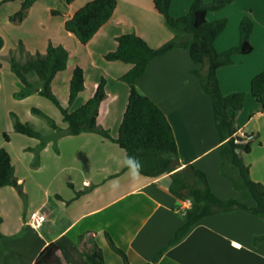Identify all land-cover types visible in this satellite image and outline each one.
Returning a JSON list of instances; mask_svg holds the SVG:
<instances>
[{
	"label": "crops",
	"instance_id": "0c3cea01",
	"mask_svg": "<svg viewBox=\"0 0 264 264\" xmlns=\"http://www.w3.org/2000/svg\"><path fill=\"white\" fill-rule=\"evenodd\" d=\"M40 1L29 8L27 15ZM192 1L177 0L175 4L171 0L170 14H187ZM236 1L221 10L207 12L206 19H229L214 42L216 51L223 52L238 45L239 23L248 12L252 16V51L234 55L231 65L217 70V77L222 95H245L234 126L236 135L244 134L242 141L250 145L249 152L241 158L249 167L251 180L264 185V111L250 91L253 77L264 71V18L253 15L259 11V0H239L238 4ZM234 5L239 6L234 10ZM67 7L60 23L63 30H59L58 41L53 44L67 48L62 41L65 39L74 47H81L64 30V22L77 10H72L73 4ZM256 24L260 25L259 30ZM126 33H135L151 48L160 47L174 36L153 10L151 0H117L109 22L82 46L85 55L99 63L97 66L90 61L88 71L79 65L84 71L85 85L91 69L88 98L101 78L106 81L98 126L113 139L128 97V88L119 78L131 66L107 62L103 55L113 51L115 39ZM196 68L188 50L173 49L152 60L135 81V87L166 116L177 145L179 169L192 165L206 176L217 198L234 199L254 207V200H243L230 179L223 176L221 143L211 99L192 73ZM205 69L201 71L204 73ZM66 127L64 123L60 129ZM15 134L23 144L8 152L16 185L0 188V264H34L50 243L58 246L68 264H95L86 256L94 244L104 264H123L106 235L125 253L130 264H264V219L259 216L243 210L207 216L183 239L169 246L185 222L184 203L169 192V175L155 180L139 174L133 178L124 164L125 151L96 133L57 137L49 126L40 133L45 138L42 147L38 139ZM34 214L44 216L37 228L28 225Z\"/></svg>",
	"mask_w": 264,
	"mask_h": 264
},
{
	"label": "trees",
	"instance_id": "16d2710c",
	"mask_svg": "<svg viewBox=\"0 0 264 264\" xmlns=\"http://www.w3.org/2000/svg\"><path fill=\"white\" fill-rule=\"evenodd\" d=\"M15 0H0V5ZM21 8L10 21L21 22L29 8L39 0H20ZM76 0H65L69 6ZM152 7L161 19L165 28L173 32L172 39L158 48H151L135 33H126L118 36L116 48L103 55L107 62H120L130 65L131 68L119 78L128 88V97L124 112L118 127L116 138H111L108 131L98 126L100 106L105 98L106 81L101 78L93 88L88 100L74 111L70 106L79 94L86 91L84 71L75 66L68 84V95L65 102L59 101L53 94L51 87L56 75L67 68L72 54L62 45H55L50 40L47 43L46 53L39 57H29L22 64L11 61L12 71L23 90L17 94L20 97L28 95L32 89L27 75L34 73L41 82L38 94L50 100L62 116V122L67 125L65 130L60 129L53 121L49 126L56 132V136L78 135L83 132L96 133L115 142L126 153V156H135L140 162L139 175L155 180L169 175L171 182L169 192L177 200L190 201V208L183 213L185 222L177 230L169 246L177 243L201 219L224 212L243 210L264 219V185L251 180L249 167L244 164L241 155L250 150L249 142L235 143L236 129L235 115L242 110L245 95L233 93L222 95L217 77L220 67L233 63L234 55H247L252 51L250 36L253 25L248 17L242 18L239 23L238 45L223 52H217L214 47L216 38L227 26V19L208 21L206 14L209 11H218L229 5L233 0H212L205 4L204 0H193L187 14L173 17L170 14L171 0H151ZM117 5V0H87L64 22V30L71 33L81 45L89 43L96 33L111 19ZM50 15H58L51 10ZM3 40L0 37V49ZM177 48L186 49L194 64L200 66L192 73L198 78L203 91L210 97L215 127L221 143L219 152L222 168L228 165L233 169L234 176L229 177L234 188L243 200L253 199L254 207H249L234 199L220 200L210 190L206 176L186 165L179 169L181 164L177 152V145L171 126L161 109L148 97L139 93L135 81L141 77L149 63L169 51ZM205 67V72L201 68ZM251 95L261 111H264V71L257 74L250 83ZM39 113L38 110H34ZM13 129L16 133L35 138L42 147L45 138L27 123L14 121ZM5 142L9 141L7 133H2ZM224 176L227 174L222 170ZM14 169L11 156L6 149L0 148V188L12 186ZM107 240L112 250L118 254L123 264H130L125 253L117 248L109 235ZM163 251L157 254L156 261ZM95 264H104L100 250L93 245L86 254ZM34 264H68L65 262L58 246L50 243L38 254ZM152 264V263H150Z\"/></svg>",
	"mask_w": 264,
	"mask_h": 264
},
{
	"label": "rangeland",
	"instance_id": "374dc122",
	"mask_svg": "<svg viewBox=\"0 0 264 264\" xmlns=\"http://www.w3.org/2000/svg\"><path fill=\"white\" fill-rule=\"evenodd\" d=\"M16 1L20 2V0H15V2L11 1L8 4L3 3L0 5V37L3 40V47L0 49V148L6 149L8 152L23 144L20 139L15 137L16 134L13 129L15 119L21 123H27L40 133H44L45 129L49 127L50 121H53L59 128L64 126L61 114L53 103L38 94L37 88H41V82L34 73L27 75V79L32 85L30 93L24 97L17 95L23 88L12 71L11 61L14 60L22 64L29 57L44 55L48 39L52 43L58 41V32L62 29L60 25L62 14L68 11V7L65 5V0H42L29 15H25L21 22L8 21L7 19L13 17L21 8V2L19 6ZM176 1L174 0L175 4ZM211 1L204 0V3L210 4ZM85 2L86 0H76L73 3L72 10L79 9ZM238 3L239 0L236 1V4ZM238 6L234 5L233 9L235 10ZM259 7V11L254 12L253 15L264 18V0H259ZM50 10L58 12V15H50ZM248 13L244 17H248L253 25L252 16H250V12ZM223 19L229 20L227 17ZM259 26V24H256L258 30L260 29ZM73 40L77 42L76 39ZM62 41L67 46L66 49L71 52L72 57L68 61L66 70L56 75L57 77L55 83H52L51 90L59 101L65 102L72 69L75 66L84 65L88 71L89 67L87 66L90 61L96 62L97 66L99 63L96 59L88 58L85 55L86 50L83 49V45L74 47L65 39ZM197 68L200 69V66L197 65ZM90 72L91 69L86 83L87 90L81 93L79 100H75L76 103L74 102L70 106V111L76 110L87 101L90 92L89 88L92 85ZM94 72L96 73V71ZM34 110H38L39 113H35ZM2 133L8 134V144L3 139ZM222 170L227 174L226 177L234 176L233 169L228 165H225Z\"/></svg>",
	"mask_w": 264,
	"mask_h": 264
},
{
	"label": "built area",
	"instance_id": "2783aa9c",
	"mask_svg": "<svg viewBox=\"0 0 264 264\" xmlns=\"http://www.w3.org/2000/svg\"><path fill=\"white\" fill-rule=\"evenodd\" d=\"M236 140H235V143H245L244 140L246 137L244 134L242 133H239L238 135H236ZM184 203V211L188 208H190V201L189 200H186L183 202ZM183 211V212H184ZM44 220V216L42 214H34L32 215L30 218H29V222H28V225L32 228H37L38 225Z\"/></svg>",
	"mask_w": 264,
	"mask_h": 264
},
{
	"label": "clouds",
	"instance_id": "9594fccd",
	"mask_svg": "<svg viewBox=\"0 0 264 264\" xmlns=\"http://www.w3.org/2000/svg\"><path fill=\"white\" fill-rule=\"evenodd\" d=\"M124 164L126 167L129 168L131 175L133 176V178H135V176L139 173L140 170V162L139 160L135 157V156H128L125 161ZM117 185H113V187H116Z\"/></svg>",
	"mask_w": 264,
	"mask_h": 264
},
{
	"label": "water",
	"instance_id": "95a60500",
	"mask_svg": "<svg viewBox=\"0 0 264 264\" xmlns=\"http://www.w3.org/2000/svg\"><path fill=\"white\" fill-rule=\"evenodd\" d=\"M12 184H13V185H16V181H15V180H13V181H12Z\"/></svg>",
	"mask_w": 264,
	"mask_h": 264
}]
</instances>
